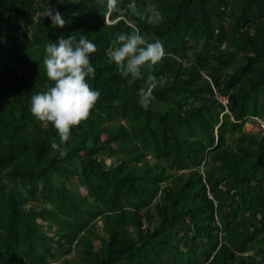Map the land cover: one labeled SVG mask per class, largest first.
I'll list each match as a JSON object with an SVG mask.
<instances>
[{
    "label": "trees",
    "instance_id": "trees-1",
    "mask_svg": "<svg viewBox=\"0 0 264 264\" xmlns=\"http://www.w3.org/2000/svg\"><path fill=\"white\" fill-rule=\"evenodd\" d=\"M150 5L162 24L133 11ZM119 34L168 53L146 110L145 81L107 55ZM72 35L96 46L101 96L61 157L30 106L54 86L45 46ZM248 116L264 123V0H0V264H57V248L72 264H264V128Z\"/></svg>",
    "mask_w": 264,
    "mask_h": 264
},
{
    "label": "clouds",
    "instance_id": "clouds-1",
    "mask_svg": "<svg viewBox=\"0 0 264 264\" xmlns=\"http://www.w3.org/2000/svg\"><path fill=\"white\" fill-rule=\"evenodd\" d=\"M113 3L115 0H109L110 6ZM133 11L140 19H146L149 25L158 26L164 22V15L156 5L146 7L143 12L135 8ZM44 15L51 19L53 26L64 27L65 21L60 13L54 12L50 6ZM112 43L114 46L109 48L107 55L117 66L119 74L128 79L129 85L139 80L145 81V86L139 89L138 97L139 104L145 110L148 109L157 87V79L152 73L155 66L168 55L163 43L158 39L149 42L140 34H119ZM45 51L43 64L54 86L31 97L30 111L37 121L54 127L59 142L55 137L52 138L51 148L63 157L66 153L63 145L71 139L72 130L90 118L100 100L99 90H93L87 82V78L95 74L90 56L96 52V46L86 36L80 35L77 38L72 35L67 39L60 37L56 43H48ZM255 118L258 117L248 116L247 124L254 125ZM257 125L264 128L262 120ZM210 198L213 199L211 195Z\"/></svg>",
    "mask_w": 264,
    "mask_h": 264
},
{
    "label": "rangeland",
    "instance_id": "rangeland-1",
    "mask_svg": "<svg viewBox=\"0 0 264 264\" xmlns=\"http://www.w3.org/2000/svg\"><path fill=\"white\" fill-rule=\"evenodd\" d=\"M206 75V73H205ZM249 126V125H248ZM247 131H251V133H258V129L256 126H250V127H246ZM57 253H58V257L55 259V262L58 263H69L72 264L75 262L76 260V255L74 253L67 255L65 253H63V251H61L60 249L57 248Z\"/></svg>",
    "mask_w": 264,
    "mask_h": 264
},
{
    "label": "bare ground",
    "instance_id": "bare-ground-1",
    "mask_svg": "<svg viewBox=\"0 0 264 264\" xmlns=\"http://www.w3.org/2000/svg\"><path fill=\"white\" fill-rule=\"evenodd\" d=\"M219 100L222 102V103H225L226 102V99L225 98H220L219 97ZM260 121H259V118H257L256 120H255V122L254 123H259ZM263 126H264V123H263Z\"/></svg>",
    "mask_w": 264,
    "mask_h": 264
},
{
    "label": "built area",
    "instance_id": "built-area-1",
    "mask_svg": "<svg viewBox=\"0 0 264 264\" xmlns=\"http://www.w3.org/2000/svg\"><path fill=\"white\" fill-rule=\"evenodd\" d=\"M257 118H255V120H256ZM260 121V120H259Z\"/></svg>",
    "mask_w": 264,
    "mask_h": 264
}]
</instances>
